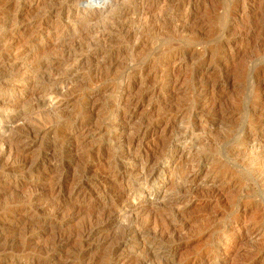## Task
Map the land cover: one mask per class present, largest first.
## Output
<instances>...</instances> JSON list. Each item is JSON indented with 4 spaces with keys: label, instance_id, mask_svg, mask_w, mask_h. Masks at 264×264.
Here are the masks:
<instances>
[{
    "label": "rangeland",
    "instance_id": "1",
    "mask_svg": "<svg viewBox=\"0 0 264 264\" xmlns=\"http://www.w3.org/2000/svg\"><path fill=\"white\" fill-rule=\"evenodd\" d=\"M100 1L0 0V264H264V0Z\"/></svg>",
    "mask_w": 264,
    "mask_h": 264
},
{
    "label": "bare ground",
    "instance_id": "2",
    "mask_svg": "<svg viewBox=\"0 0 264 264\" xmlns=\"http://www.w3.org/2000/svg\"><path fill=\"white\" fill-rule=\"evenodd\" d=\"M101 1L100 0H89V4L90 3H93L94 5H96L97 3H100ZM99 6V5H98ZM148 185V184H147Z\"/></svg>",
    "mask_w": 264,
    "mask_h": 264
}]
</instances>
